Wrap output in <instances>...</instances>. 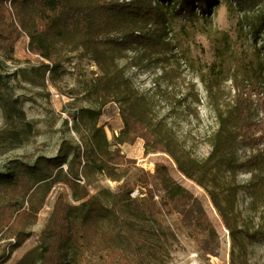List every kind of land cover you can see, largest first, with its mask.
I'll list each match as a JSON object with an SVG mask.
<instances>
[{
    "label": "rangeland",
    "instance_id": "374dc122",
    "mask_svg": "<svg viewBox=\"0 0 264 264\" xmlns=\"http://www.w3.org/2000/svg\"><path fill=\"white\" fill-rule=\"evenodd\" d=\"M124 1L150 7L153 14L157 12L158 15L149 18L144 32L153 33L161 28L167 45L160 54H153L134 40L123 38L121 45L114 44L108 51L119 58V67L124 69L135 88L148 96L156 118L172 130L184 150L203 162L212 152V138L219 129L216 104L206 93L205 83L210 81L212 74L218 75L222 90L219 105L225 112L232 103L235 77L245 79L264 74V31L262 29L256 37L254 30L255 25L261 24L264 0L254 3L249 0H209L211 6L204 7L203 13L197 8L199 15L195 19L178 18L171 11L173 7L161 6L159 0ZM27 44L28 38L23 37L11 58L0 53V96L14 97L25 112V119L10 120L0 100V134L3 138L0 171L12 168L16 162L26 167L39 157H54L66 140L81 144L73 115L81 109L101 110L103 114L98 125L104 126L111 149H119L130 161L131 169L121 182H113L96 173L83 179L81 184H87L89 197L99 196L108 207H111L112 195L129 190L131 198L137 200L135 205L141 208L138 200L146 198L144 186L155 190L157 213L151 220H139V225L152 226L158 231L153 238V248L146 247V264H264V240L257 239L249 244L243 254L238 249L234 251L230 233L207 190L180 174L168 156L146 154L141 139L117 145L116 136L123 127L120 106L114 102L103 106L94 87L99 69L90 58L84 57L81 51L62 50L59 72L53 80L47 74L44 81L31 74L43 60L32 55ZM259 104L253 119L256 124L253 138L242 143L236 152V161L240 165L235 174V181L240 186L237 209L241 225L250 233L264 232V102ZM157 164L169 167L173 179L196 198L200 211L195 209L186 216L171 210L157 177ZM66 168L63 166L64 171ZM35 178L30 184L38 180ZM45 190L42 187L37 197ZM60 196L70 204H77L67 185L59 181L53 184L37 219L34 222L20 219L19 224L21 222L31 234L21 247L10 252L9 243L14 244L15 239L9 238L6 231L0 233V252L3 247L7 250L5 264H16L41 242ZM3 197L0 191V207L5 202ZM125 209L120 211L117 207L114 214L129 219ZM122 222L121 230L117 229L122 235L116 244L132 256L129 247L136 236L126 221ZM105 227L110 228V223L105 222ZM100 256L94 250L87 251L79 264H101ZM135 262L141 264V261Z\"/></svg>",
    "mask_w": 264,
    "mask_h": 264
},
{
    "label": "trees",
    "instance_id": "16d2710c",
    "mask_svg": "<svg viewBox=\"0 0 264 264\" xmlns=\"http://www.w3.org/2000/svg\"><path fill=\"white\" fill-rule=\"evenodd\" d=\"M158 3L170 9L173 7L172 13L183 19H195L199 15L197 8L203 13L204 7L211 6L209 0H159ZM149 8L124 0H0V53L11 58L18 42L27 37L28 51L43 60L31 74L44 81L47 74L53 80L59 72L62 50L81 51L84 57L90 58L99 69L94 87L103 106L110 102L120 106L123 127L116 136L117 145L141 139L146 154L168 156L180 174L207 190L230 233L234 251L238 249L243 254L249 244L257 239L264 240V232L250 233L241 225L237 209L240 186L235 181L240 168L236 161L237 149L253 138L255 111L261 105L259 102H264V74L245 79L235 77L232 103L225 112L219 105L221 81L218 75L210 76V81L205 83L206 93L216 104L219 129L213 135L209 157L203 162L196 160L184 150L172 130L156 118L148 96L135 88L124 69L119 67V58L108 51V47L121 45L123 38H129L145 47V51L160 54L167 45L162 29L144 32L149 18L158 15L156 11L151 13ZM260 22L254 26L256 37L262 29L264 31V14ZM0 100L8 119H25L17 99L5 94ZM102 114L101 110L81 109L73 115L81 144L66 140L54 157H39L26 167L16 162L12 168L0 171V191L5 198L0 207V233L6 231L9 238L15 239L14 244L9 243L10 252L21 247L31 236L27 227L19 224L20 219L32 222L37 219L57 181L72 190L77 202L70 204L63 196L58 198L41 242L16 264H79L90 250L101 254V264H136L135 261L146 264V247L153 248V238L158 231L152 226L139 225V220H151L157 213L155 190L144 186L146 198L138 200L141 208L135 205L136 199L131 198L129 190L112 195L111 207H108L99 196L89 197L87 184H81L83 179L96 173L113 182H121L131 169L130 161L121 155V151L111 149L104 126L98 125ZM81 129H84L83 133ZM1 135L0 142L3 140ZM63 166L67 167L66 171ZM156 173L166 193L167 205L173 212L187 216L195 209L200 211L196 198L173 179L168 166L157 164ZM35 177L38 180L30 184ZM28 184L31 186L26 190ZM42 187L46 188L45 193L37 197ZM117 207L120 211L126 207L129 219L115 215ZM122 221H126L136 236L129 247L132 256L116 244L122 235L118 231ZM105 222L110 223V228L105 227ZM139 237H142L141 241ZM6 255V247H3L0 264L7 262Z\"/></svg>",
    "mask_w": 264,
    "mask_h": 264
}]
</instances>
